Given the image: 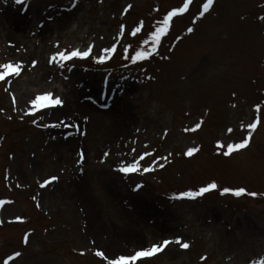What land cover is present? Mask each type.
Listing matches in <instances>:
<instances>
[{
	"label": "rangeland",
	"instance_id": "374dc122",
	"mask_svg": "<svg viewBox=\"0 0 264 264\" xmlns=\"http://www.w3.org/2000/svg\"><path fill=\"white\" fill-rule=\"evenodd\" d=\"M186 2L0 0V71L22 65L0 84V264H108L164 239L190 247L135 264L264 261V0H215L203 15L192 0L157 48L152 33ZM141 50L152 55L133 62ZM46 92L63 106L35 110ZM241 187L257 195L223 192Z\"/></svg>",
	"mask_w": 264,
	"mask_h": 264
},
{
	"label": "snow or ice",
	"instance_id": "6c2138e0",
	"mask_svg": "<svg viewBox=\"0 0 264 264\" xmlns=\"http://www.w3.org/2000/svg\"><path fill=\"white\" fill-rule=\"evenodd\" d=\"M26 2V0H15V3L17 5H21L24 4ZM102 2V0H101ZM192 3V0H187L186 3H184L183 7L177 8L173 11L168 12L167 16L162 20V26L158 27L156 29L155 32L152 33V42L154 45L157 46V48L159 47L160 43H161V39L162 37H164L170 30V28L172 27V21H173V17L178 16L179 14H182L184 12L187 11L189 4ZM215 0H206V2L203 4V11L201 13V15H203V13H207L209 12L210 8L214 5ZM132 7V5H128V8L130 9ZM260 19L264 20V17H260ZM140 29L137 28L132 35H136L137 32H139ZM189 32H192L193 29H188ZM112 52H115V48H111L110 49ZM105 52L109 51V49H105ZM92 53V47H89L86 51H81L80 49H76V50H72L70 53L69 52H57L55 55H53L51 57V61L52 62H57L59 61H63V62H67V61H71L74 58H79V59H86L88 58ZM152 55L151 51H138L136 53V56L133 58V62H135L136 60H143L146 59L148 57H150ZM105 57L101 56L98 58L97 62L98 63H103L104 62ZM33 66H35V62L33 63ZM61 67L64 66L63 63L60 64ZM3 71H0V82L6 81L9 77L12 76H19L21 74V70H22V65L20 64H13V63H6L3 66ZM11 86V85H9ZM7 90V89H6ZM15 97L13 96V100L15 101ZM63 100L58 97L53 95V93L51 92H46L40 96H37L33 101H32V106L35 110L39 111L42 108H52V107H57V106H63ZM30 115H35V112L29 113ZM50 127H58L59 125L57 124H52L49 125ZM258 126V122L257 123H251L249 125L250 129H252L253 131H255L257 129ZM201 127L200 123H197L196 127L193 129H190L192 131H195L197 129H199ZM231 131V129L229 130ZM252 136L249 135L247 136L244 140H242L240 143H234V144H228V145H224L221 144L220 147L222 149L226 148V151L223 153L225 155L231 156L234 152H238L240 150L243 149H247L252 141ZM199 149L197 148H192L187 152L188 156H191L194 152H198ZM105 155H110V153H105ZM145 157L141 156L140 160H143ZM85 160V154L83 151H81L79 153V160L78 163H80L81 165L83 164ZM154 169L149 166L148 168H145L144 171L145 172H151ZM119 172L125 174V175H130L133 173H139L141 171L140 168V162L137 161L135 163H131L129 165H122L121 167H119L118 169ZM59 180L58 176H52L50 179L44 181L40 186L42 188L47 187L48 185L56 182ZM140 187H143V185H141ZM218 188V185L216 183H210L208 184L206 187H201L198 191L192 192H184L179 198L180 199H196L197 197H201L203 195H205L206 193H209L213 190H216ZM223 192L225 194L227 193H231L232 195L236 196V197H241L244 196L245 194L247 195H251V196H256L257 193L255 192H247V190L243 187L238 188V189H231V188H224ZM5 202L0 201V204H3ZM20 217H17V220H20ZM3 221H0V224H2ZM172 243H176V244H180L181 247L183 249H188L190 247V245L188 243H182L179 239L175 240V241H171L168 239H164L162 241L161 244H154L153 246L145 249V250H141V251H137L135 252V254H128V255H119L118 258H114L108 261V264H135L136 261H140L142 258H149V257H154L157 255V253L159 252H163L165 248H167L170 244ZM83 254V253H82ZM97 256L100 257H104L105 259H107V257L105 256L104 252L102 251H97L96 252ZM21 256V253L17 252L16 253V257ZM10 259H12L10 257ZM206 259V258H204ZM261 264H264V261H261Z\"/></svg>",
	"mask_w": 264,
	"mask_h": 264
}]
</instances>
